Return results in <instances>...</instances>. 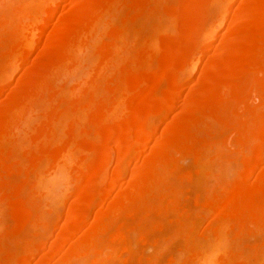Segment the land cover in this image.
<instances>
[{"label":"bare ground","instance_id":"obj_1","mask_svg":"<svg viewBox=\"0 0 264 264\" xmlns=\"http://www.w3.org/2000/svg\"><path fill=\"white\" fill-rule=\"evenodd\" d=\"M10 1L15 2L10 4L14 9L1 14L0 23V94L6 92L12 70L36 49L41 28L50 20L43 16L48 0ZM232 1L198 5L188 0H79L64 8L71 16L56 22L49 42L39 48V54L47 53L45 58L29 66L0 102V264H75V256L91 257L94 251V264L113 263L116 248L127 246L130 235L121 231V225L112 240L102 239V232L111 230L118 216L147 208L150 196L156 203L155 195L164 184L169 182L164 191L177 194L173 175L183 171L178 168L180 158L192 155L199 172L205 170L208 151L210 157L225 158V143L219 138L215 143L211 136L232 131L235 146L246 148L241 174L226 189L220 206L218 201L220 213L213 214L217 217L210 219L203 239L198 234L195 239L193 232H179L187 258L177 260L175 255L174 259L178 264L180 260L183 264H264V242L253 251H235L231 229L234 223L241 233L250 231V226L264 231V0H248L236 7L220 37L219 51L210 52L199 67ZM7 2L0 0V5ZM59 2L49 0L47 10L54 13ZM163 11L176 19L175 26L171 22L176 32L170 33L172 28L156 32ZM132 17L146 20L155 31L141 27L142 22H134L132 30ZM240 27L242 31L236 33L234 29ZM108 34L111 40H105ZM197 70L196 86L188 99L179 102L186 79ZM250 93L259 103H249ZM176 106L189 114L175 116L177 124L163 126L159 132L160 124H154L151 116L171 113ZM151 141L152 152L143 155L142 148ZM139 156L141 162L132 176L118 188L130 162ZM254 171L258 176L249 181ZM71 184L78 200L69 204L64 224L48 244L39 231L47 229ZM210 192L204 200L216 202L218 193ZM178 201L171 205L183 230L186 211L179 203L176 211ZM98 202L103 206L85 229ZM162 202H157L160 215L166 212ZM9 209L15 231L10 225L4 228ZM154 221L159 223L151 219L149 225ZM31 222L34 232H17ZM7 232H15L11 246L3 242ZM251 252L257 255L255 261Z\"/></svg>","mask_w":264,"mask_h":264},{"label":"rangeland","instance_id":"obj_2","mask_svg":"<svg viewBox=\"0 0 264 264\" xmlns=\"http://www.w3.org/2000/svg\"><path fill=\"white\" fill-rule=\"evenodd\" d=\"M30 1L31 2L35 1L34 3H36L37 0H33V1L30 0ZM75 1L78 2L79 0H60V2L58 3L59 6L54 11V13H50V10H47V5L49 3V0H48V3H46V5H44L43 8H44L46 13H44L43 16H44V18L47 15L50 17V20L48 22L49 25L46 24L43 28H41L40 40H39V42L37 44L36 49L29 56H27L19 65H17L14 70H12V75H11L12 78H11V81H9V85H8L7 89H5L6 92H8L7 90L10 87V85H16L21 80V78L24 76L25 71L27 70V68H29V66H31V65L39 62V61H42L45 58V54H47V53L39 54L40 53L39 52V48L42 47L44 44L49 42L50 38L48 39V34L56 29L55 28L56 26H54L56 24V22H57V24L58 23L60 24V22H62L63 19L65 20V19H67L68 17L71 16V13L66 12V11L64 12V8L68 7L70 4L76 3ZM208 1L209 0H188L189 3L198 4V5L199 4H205ZM246 1H248V0H233L232 1L231 9H230L231 11L229 10L227 18H226L224 24L221 25L220 28L218 29L217 36L214 38L215 41L213 40V42H212L213 45L211 44L210 45L211 48L209 47L210 49H208L207 52L204 54V57L202 58L199 67H202V65L205 63V60L209 56L210 52L216 51V50H218V48L220 49V45H221V43H220L221 38L220 37L227 31V27H228V25L230 23L228 21V20H230L229 18H232V16L235 14L237 8L239 7V5L245 3ZM8 2H10V3H8ZM8 2L6 3V6H5V4L0 5V23H1V17H3L5 14H8L9 12H12L13 9H14V6L10 5L13 1L11 2L10 0H8ZM13 3H15V2H13ZM31 4L34 5L33 3H31ZM8 7H10V8H8ZM161 17H162V19L165 17L164 19L166 21H164V19L162 21ZM161 17H159V19L156 20L157 21L156 22L157 23L156 24L157 25L156 32H157V30L159 31V33H160V30L162 32L163 31L165 32L167 29L169 30L171 28L172 29L169 30L170 33L171 32H176V31H174V29L176 28V27H174L176 19L173 16H171L169 14V12H167V11H163L161 13ZM132 18H133V21H132L133 24L131 22H129L130 27H132L131 28L132 30H133V26L132 25H135L134 22H137V23L138 22H142V23H140L141 27L145 28L146 26H148L149 30L151 29V31H155L152 27H150V25L148 23H146V20L137 19L135 17H132ZM172 19H173V21H172ZM58 21H60V22H58ZM163 22H164V24H167V26L164 25ZM171 22H173L174 26H172ZM227 22H229V23H227ZM52 23H53V25L51 26ZM144 24H145V26H143ZM168 24H170V25H168ZM195 25H198V24H193V25L191 24L190 27L197 28L198 26H195ZM53 26H54V28H53ZM137 27L139 28V25ZM137 27H136V29L140 30ZM148 27H146V28H148ZM134 29H135V27H134ZM145 31H147V30L145 29ZM234 31H237L236 33H239V32L242 31V27H240V28H238L236 30L234 29ZM158 35H157V37H160ZM104 37H105V40H111L112 39V37L109 34L105 35ZM162 46L165 47V45H162ZM244 51L246 53H249V50L248 51L244 50ZM245 52H244V55H245ZM246 55L248 56V54H246ZM46 57H47V55H46ZM198 69L200 70V68H198ZM199 70H197L196 74H194L193 76H190L189 78L186 79L187 80L186 85H185L186 87H184V89L181 91V93L178 96V99H179L178 101L179 102H180V99L182 101H184V100L188 99L187 97L190 96V93L193 90L192 88H194L196 86V81H197V78H198L199 73H200ZM230 72L233 75L235 70L230 71ZM231 74H230V76H231ZM6 92H3L2 94H0V102H2V103H3L2 100H4V98H5ZM250 95L251 96H249V101H250L249 103H251V101H252V105H254V104L256 105V103L258 102V99H257L256 95L254 93H250ZM253 95H255V96H253ZM179 97H181V98H179ZM250 97H251V99H250ZM238 102L239 101H237V103ZM2 103H0V104H2ZM240 106H242V105H240ZM185 114H189V111L186 112V110H183V109H181V108L176 106L171 111V113H167V114H165L163 116H159L157 114L152 115L151 116L152 117L151 120L153 121L154 124L155 123L157 124V122L160 124L159 132H161L160 130H163V128H162L163 126L165 127V126H167L168 124H171V123L177 124V122L174 121L175 119H173L175 116H176L175 118L177 119V116L178 117H182ZM151 120H150V122H151ZM210 122L211 123L213 122L212 124H214L213 125L214 127L217 125V121L216 120H212ZM229 132H231V131H229ZM232 133H233V131H232ZM232 133H225V134L223 133L224 135H222V136L219 134L220 137H218L216 135H215L216 136L215 137L212 134V136H211V140L212 141H214L215 143L219 144V142H217V141L222 139L221 142L223 141L225 143L224 145H226V148H224V149H226L225 150L226 151V153H225L226 157L225 158L223 157L222 159L221 158L218 159V158L210 157V152L208 151L206 153V156H205V159H204V165H205V167H204L205 170L204 171L202 169L201 172H199V168L197 167L196 160L194 159V157L192 155L184 156L183 158L179 159L178 168H180L183 171H182V173H180L181 171L179 172V170H178L177 172L179 174L177 173V174L173 175L174 176L173 180L175 181V183H176L175 185L178 188L177 194L176 193L173 194V193H171L169 191H164L163 188L169 187L167 185L169 183L168 182L167 184H164V186L160 190V191H162V189H163V191L166 192V193L163 192L164 193L163 194V193H160V191H159L158 194L155 195L157 197V199L155 198L156 203L158 201H160V199H161V201H163L162 202L163 207L166 208V212H163V214L160 215L159 211L157 209L158 208V203L157 204L154 203L153 196H150L149 198H151V200L149 201V203H150L149 206H151V207H150V209H149V206L147 207L149 209V211L147 210V208H145L146 210L144 208L141 209L142 206H140L139 208L135 209L134 210L135 212H133V213L132 212L131 213H126L125 215L121 214L122 216H125L126 218L125 217H121L120 218V216H118L119 219H117V218L115 219L116 221H115V225L113 226V228H111V230L102 232V235H101L102 239H105V238L107 239V238L110 237L111 240H112V238H114L113 237V235H114L113 233H115V231L118 230V228H120V225H121V226L124 227L123 229L121 228V231L123 232V230H124V231H126V233L128 232L129 234H127V235H128V237L130 235V239H131V241H130V239H128V244L129 245L127 244V246H125V247L121 246L117 242L119 244L118 246H120L121 249H120V247H117V248L115 247L116 250H117V253L115 254V252H114L113 254H115V256L112 255L113 258L115 257V259L111 258L113 260V263L112 262H109V263H111V264H168L169 261H173V262L178 264V261L176 262V260H175L176 257L178 258L177 260L182 259V258H183V260H184V258L186 260V258H187L186 256L187 255L185 254L186 252H185V249H184L185 248V246H184V244H185L184 241L185 240H183L184 238L181 237L182 235H180L181 231H183V232H191V234L193 232L192 236L194 238L199 235V237H197V238L198 239L199 238L203 239L202 238L204 236L203 233L207 230L208 226L211 224V222H212L211 220H214L218 216L217 215V213L219 212L218 211L219 210L218 205L220 206V204L222 203L221 201L225 198L224 194L226 195V191L231 189L234 186L237 177L241 174V170H242V166H243L242 157H243V153L246 152V148H237L235 146L234 142H236L235 141L236 136H233L234 134H232ZM215 138L216 139L219 138V140L217 139V141H216ZM152 143H153V141H151L148 145H145V147L142 148L143 151L142 150L141 151H142L143 155L144 154L146 155L149 152H152V148L150 149V147H152V145H153ZM147 149H150V150L147 151ZM240 151H241V153H240ZM139 157H136L137 159L134 158L130 162L129 167H128L129 170H128L126 176L120 181V184L118 185V188L122 187L124 185L122 183H125V181L128 178H130V176H132L133 170L135 168H137V165H139V163L141 162V156H139ZM115 163H116V157H114V159H113V164H115ZM192 170H193V172H192ZM257 176H258V172L254 171L250 175H248L247 178H248L249 181H253L254 179L257 178ZM175 177H177V178H175ZM170 179H171V177H170ZM173 180H172V184L174 182ZM233 181H234V184H233ZM213 185H214L215 188L213 187ZM118 188L116 187V189H114L112 191V193L109 195V197H113V195L116 192L115 190H117ZM207 191H209V192L210 191H214L216 193V195H217V193H218V195H220V196L217 195L218 198H217L216 202L209 203V201L211 202V199H208L209 197L206 198L207 200H204L205 199L204 196L207 197L206 194L209 193ZM182 192H183V194H181ZM222 192H224V193H222ZM219 193H221V194H219ZM174 195H175V200H173L174 199ZM176 195H178L179 199L176 198L177 197ZM171 197H173V198H171ZM64 198H65L64 204L60 205V203H59V205H58L59 208L57 209V212L55 213V215L48 222L47 229L46 230H44V229L42 230L41 229V231H39L40 234L41 235L43 234L42 236L47 239L46 241H47L48 244H49V242L50 243L52 242V240L55 238V235H56L57 231L64 224V222H65V214H66V211H67V209L69 207V204L70 203L72 204L73 201H77L78 200L77 190H76V186L75 185L71 184L68 187V189L64 193ZM171 200H172V202H171ZM173 201L174 202L178 201L177 204L179 203L181 205V207L184 206V207H182V209L183 210L185 209L184 212L186 211V220H185V223H184L185 226L183 225L181 227L183 230H180V228H179L180 226L178 225V220L176 219V217H174L176 212H175L174 208L172 207L173 204L171 205V203H173ZM205 201H207V202H205ZM218 201H219V204H218ZM98 203H96V205L94 206V211L90 214L91 217H89L88 223L84 224L85 229L87 228V224L90 223V220L94 219V216L97 213V211H99V209L102 208L100 206H103L102 205L103 203L102 202H100L99 204ZM179 204H178L179 207L178 208L176 207L177 208L176 211L180 208ZM154 205L155 206L157 205V207L154 208L155 207ZM153 208L156 209V210H153ZM171 209H173V210H171ZM194 209L198 213H196V211ZM216 210H217V213H216ZM151 211H153V212H151ZM189 211H190V214H189L190 216L187 214ZM147 212H148V214H147ZM134 213H135V215H133ZM215 213H216L217 216L214 217ZM198 214L201 215V216H199ZM188 216H189V218H188ZM149 217H150V219H148ZM10 218H12V219H10ZM91 218H93V219H91ZM151 219H153V220L156 219L159 223H161L160 222V220H161L162 223L160 225L159 223H156V221H154L155 222L154 224L151 223V225H149ZM5 221H6V223L4 224V228L5 227L8 228V225H10L9 229L11 228V230H12V228L15 227L14 225L16 223H15L12 215L10 214V209L8 210V213H7ZM137 222H138V224H137ZM140 222L142 223L141 226L139 224ZM209 222H210V224H209ZM156 224H157V226H156ZM137 226L139 228H141V229H139ZM251 227L252 226H250L249 228L251 229L250 231L252 233L250 231H248L247 233H241L240 231H238L239 228L236 225H234V223L231 224V229H233L232 230V233H233L232 236H233V239H234V242H233L234 245L233 244L232 245L234 247L237 246L236 248L233 247L235 251L238 249L237 250L238 252L239 251H242V252H244V251L246 252L247 251L248 252L249 249L251 250V248H252L251 251H253V249L256 248V246L263 244V242H264V231H262V230L258 231L257 229L256 230H252L254 228H251ZM33 228L34 227H33V224L31 222L29 224L26 223L22 228H19V230L17 228L16 231L18 230L17 232L22 231V232L32 233V232H34L36 230V229L33 230ZM14 229L12 231H15ZM83 229H84L83 227L80 228L79 232L82 233L83 231H85ZM177 229H179V230H177ZM139 230H141V232ZM155 231H157V232H155ZM100 232L101 231H99V233ZM14 233L5 234L4 237H3V240H4L3 242L5 244H8V246L12 245L11 241L13 240V236L15 235ZM194 233L196 235H194ZM241 234H242V236H241ZM46 235L48 237H46ZM180 238H182V239H180ZM197 238H195V239H197ZM201 239H199V240H201ZM114 241L116 242V240H114ZM169 241H171V242H169ZM155 242L157 244H159V246H157V244L155 245ZM67 245H69V244H67ZM126 247H128V249H126ZM246 247H247V249H244ZM158 248H160V249H158ZM112 249H114V248H112ZM171 250H173V251H171ZM109 251L110 250H108V252ZM110 252H113V251H110ZM251 253L252 254L250 255V257H251L250 259L252 261H255V259H257V255L255 253H253V252H251ZM96 254H97V251H94V255H96ZM94 255L91 254V257H89V255H88V257L79 256L78 258H77V256H75L73 261H74L75 264H79V263L80 264H82V263L83 264H94V258H93ZM155 255H156V257H155ZM175 255H176V257H175ZM119 258H120V260H119ZM183 263H182V260L179 261V264H183ZM32 264H35V262H33Z\"/></svg>","mask_w":264,"mask_h":264}]
</instances>
